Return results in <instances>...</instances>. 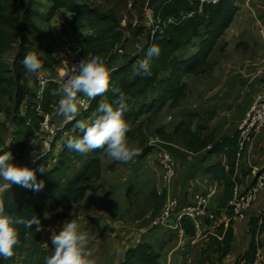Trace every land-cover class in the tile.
<instances>
[{"label":"trees","instance_id":"1","mask_svg":"<svg viewBox=\"0 0 264 264\" xmlns=\"http://www.w3.org/2000/svg\"><path fill=\"white\" fill-rule=\"evenodd\" d=\"M11 1H14L16 5H9L8 2ZM26 1L0 0V116H4V121H0V147H2L0 152L11 151L13 156L16 151L23 153L26 147V138L29 135L34 137L36 130H42L44 117L38 109L39 104H41L44 113L51 114L50 124L54 123L56 112L50 105L54 99L60 98L57 94L60 85L55 81H50L43 91L42 97L38 98L37 76L26 73L21 62L29 52L44 54L45 57H40L43 63L41 72H44L45 67L49 68L57 62L53 53L48 52L51 48L49 36L46 35L45 38L42 28L33 27V20L37 16L40 18L46 16L48 20H52L57 18L56 15L59 12H64L68 15L64 16V19L69 30L83 35L81 39L83 56L85 58L89 55L100 56L110 67L113 65L117 67L110 74V90L104 93L107 99L101 101L102 95L94 98L90 109L78 115V117L81 116L79 120L94 121L101 114L97 111L100 103H113L117 99V95L112 93L111 87L118 88L125 95L128 104V110L124 114L128 126H131L127 133L128 140L134 137L135 132L143 130L145 125H150V118L153 114H160L165 110L174 112L168 121L173 130L166 132L165 126L156 130V135L161 136L156 141L158 143L156 149L158 153L167 149L161 147L163 144L169 146L167 141H171L166 139V134L174 138L173 143L168 147L170 151L167 150L174 157L178 166L175 181L178 187L175 188L174 185L173 192L179 200L178 210L195 203L192 201V193L188 191L189 182L192 179L189 177L188 169L190 152L197 155L195 157L197 162H204L205 156L200 153L208 150L210 146L212 148L208 150V156H216V159L205 170L215 179L225 181L227 184L226 190L220 197L225 205L229 201L233 189L230 180L235 171L237 139L233 137L220 141L215 137L214 131L204 135L203 131L210 130L204 115L186 110L181 105L188 94L189 78L202 72L201 66L206 65L216 38L229 27L238 0H218L215 3L209 0H151L156 17L161 18L160 26L146 27L143 25L136 29L129 26L128 31L132 35L130 39L125 38L124 31L119 29L121 17L114 13L115 10H111L113 7L106 9L98 5L94 6L88 3V0H48L50 1L49 6L43 5L45 4L44 0ZM37 6L38 8H36ZM25 13L27 14L25 15ZM170 19L172 21H169ZM31 26L36 31L29 32ZM91 29L93 31L89 32L88 30ZM51 31V29L47 30L49 33ZM35 33L39 35L34 36ZM17 39L18 47L15 48L14 43H17ZM130 42L134 45L137 42L145 44V48L153 44L161 48V55L153 61L151 76H133L135 59L131 57ZM14 49L17 54L11 66L4 62L3 56ZM119 50H123V52H119ZM187 54L188 56H185ZM120 60L122 65L118 67L117 64ZM262 81L263 78H261ZM152 109L156 110L151 112ZM179 114H182L183 119L176 123L175 119ZM196 117L198 119L195 122ZM76 121H73L70 126L58 129L61 126L59 125L55 128L58 130L54 133V138L51 141V149L37 154L40 156L38 160L31 163L23 160L20 164L21 166L32 165V168L37 170L41 166H45L46 173L40 174L37 171V178L45 182V187L36 192L13 184L4 190L0 198V205L3 206L7 214L23 216L25 219L37 216L44 229L51 214L62 204H81L89 192L98 191L103 178L104 153L102 150L97 149L86 155H81L68 150L66 140L63 142L62 151L58 155L54 154L55 141L60 134L63 135L72 128ZM11 124L15 129L12 138H10L12 146H4L6 141L3 139V134L10 130ZM193 124L196 125V132L191 131ZM79 135L81 133L74 134V136ZM153 139L156 138L153 137ZM150 140L152 142V139H148L139 150L138 158L147 160L153 154L157 166L159 164L155 159L157 155L153 153L156 145H153V142L150 143ZM178 143L181 144L180 147L176 145ZM223 154L229 158L228 168L219 159ZM13 162L16 164V161ZM149 171L151 172V170ZM151 195L153 214L157 215L164 204L165 195L158 194L157 187L156 189L154 187ZM194 224V219L190 216L186 215L181 219V227L190 235H194L196 232ZM18 229L20 243L16 247L14 255H21L31 242L29 255L33 256L32 264H44L45 256L51 254L43 247V229L39 233L35 231V226L33 229H25L23 225H19ZM226 239L227 241L223 244L224 250L228 249L227 244L232 241L230 232L227 233ZM220 248H222L221 245ZM256 250L257 246L252 241L249 250L238 257L246 264H250L254 260ZM159 257L160 253L153 245L141 242L135 247L128 248L120 264H158ZM12 260H14L13 257L12 259H0V264H11ZM18 260L17 258L16 262ZM235 264L241 263L236 262Z\"/></svg>","mask_w":264,"mask_h":264},{"label":"rangeland","instance_id":"2","mask_svg":"<svg viewBox=\"0 0 264 264\" xmlns=\"http://www.w3.org/2000/svg\"><path fill=\"white\" fill-rule=\"evenodd\" d=\"M44 1L45 4L43 5L49 6L50 1ZM209 1L214 2L218 0ZM88 3L106 9L113 7L111 10H115L114 13L121 17L119 29L124 31V33L126 32L125 38L128 39L132 37L128 31L129 26L133 29L143 25L146 27L160 26L161 18L156 17L155 8L151 6V0H139L138 2L137 0H127V2L126 0H88ZM8 4L16 5L14 1L8 2ZM235 8L236 11L234 17L231 18L229 27L216 38L206 65L201 66L202 72L189 78L188 94L181 105V107L187 108L189 111H194L195 108L199 107L203 112L201 114L204 116L205 113L209 114L213 112V119L208 121V124L210 129L215 128L216 131L219 130L221 133L225 131L231 133L233 127L236 129L237 122L246 116L247 111L256 100L257 91L261 85V81L259 83L257 79L262 78L264 74V0H238ZM56 16L57 18L55 17L52 20H48L46 16L43 18L37 16L33 20V27L38 26L40 29L42 28L41 30H43L45 38L46 35L49 36L51 48L48 52L53 53V56L57 59V62L51 67H45L46 69H44L43 74H45L44 76L48 75V77L54 78L61 85L62 81L67 77L62 78L60 81L59 75L68 71L72 73L73 69L78 70L77 66L79 64L77 62L79 60L77 56H80V45H74L71 41H78L81 44L83 35L69 30L70 28L64 19V16H68L66 13L59 12ZM20 21L23 20L20 19ZM33 27L29 28V32L36 31ZM48 29L52 31L49 33L47 32ZM88 31L92 32L93 30ZM37 35L39 34H34V36ZM152 36L153 33L151 34V38ZM30 37L32 38L33 36ZM14 47H18V39L17 43H14ZM129 48L131 50V57L135 59L134 66L136 67L138 66V59L144 58L147 48H145V44L139 42L135 45L130 42ZM15 50H10L3 56L4 62L9 63L11 66L17 54ZM38 54L42 58L45 57L42 53ZM188 54L185 56H188ZM117 65L118 67L121 66L122 61L120 60ZM106 66L117 68L114 65L110 67L109 64ZM248 81L250 87L246 85ZM59 99H54V102L50 105L53 111L56 112L54 114V123L51 122L50 124L51 129H55L59 125L61 126L58 129L64 128L67 125L70 126L73 121L79 120L81 117L77 115V119L72 122H67L65 118L59 117L61 116L57 112ZM106 99V95L103 94L101 101ZM155 110L152 109L151 112ZM173 115L174 112L168 110L160 114H153L152 118H150V125H145L143 130L135 132L134 137L128 140L129 144L140 150L148 139H152L153 145H156L153 153L157 155L158 150L156 148H158V143L156 141L161 136L156 135V130L159 127L165 126V131L171 132L173 130L172 125H169L168 121H170ZM180 118L181 115H178L175 122H178ZM197 119L196 117L195 122ZM0 121H4L3 115L0 116ZM53 124H55V127H53ZM128 127L130 130L131 126ZM9 129L6 134H3V139L6 141L4 146H12L10 138H12L15 129L12 124ZM51 131L43 127L42 123V130H36L34 133L36 136L29 135L26 138V147L23 153L16 151L14 154L16 164L20 165L23 160L29 163L34 162L36 159L33 153L41 154L42 152L49 151L52 145L51 141L55 135L51 134ZM76 133H79V131L74 125L63 135L60 134L54 143V154L58 155L62 151L63 142ZM202 133L207 135L211 132L210 130H206ZM165 136L166 139L171 140L167 141L169 146H171L174 138L167 134ZM224 136L222 135L221 137ZM153 137L156 139H153ZM259 138H264V129L257 141ZM152 142L150 140V143ZM163 145L161 147L167 148L170 151L169 146ZM176 145L181 146L179 143ZM200 154L207 156V160L203 163L197 162L202 163L197 172H202L205 163L208 160H212V157L208 156V151H202ZM153 156L152 154L147 160L146 158L140 160L139 156H136L133 161L121 163L111 160L104 154L102 185L98 188V191L89 192L87 198L81 204L64 203L51 214L47 226L42 231L43 247L45 250L49 251L50 254L53 252L50 230L59 232L66 220L76 218L80 229L88 233V243L85 251L89 254V258L93 259L95 264H120L122 256L124 257L129 246L133 245L127 236L129 233L126 230L127 225H130V223L134 225L137 221L141 224L144 223V220L140 216L153 208L151 192L155 184L156 187L161 185V177L158 174L161 169L156 167ZM252 161H254L253 157ZM257 166L260 167L256 168L254 173L264 176V155L263 164L257 163ZM206 181L211 180L204 179V185ZM174 185L175 188L178 187L177 183H174ZM6 189H3L2 194ZM168 232L176 234L174 229L152 228L147 234L142 236V241L151 243V235L158 233L166 234ZM30 244L31 242L21 255H13L14 260H12L11 264L33 263V256L29 255ZM17 258L19 260L16 262ZM250 264L253 263L251 262Z\"/></svg>","mask_w":264,"mask_h":264},{"label":"clouds","instance_id":"3","mask_svg":"<svg viewBox=\"0 0 264 264\" xmlns=\"http://www.w3.org/2000/svg\"><path fill=\"white\" fill-rule=\"evenodd\" d=\"M160 55L161 48L158 45L153 44L148 47L144 58L138 61L137 67L133 68V76H151L153 61ZM21 63L26 73L35 76H39L43 68L40 55L36 52H29ZM77 67L78 74L68 76L61 83L57 93L60 96L58 115L64 117L67 122L75 120L81 109L87 107L81 96L92 100L110 90V72L115 71V69L110 70L100 56H89ZM111 91L117 95V99L113 103H100L97 111L101 114L94 121L77 120L75 128L81 135L69 137L66 148L81 155L100 149L111 160L128 163L139 155V149L130 145L127 139L129 127L124 114L128 110V104L125 95L115 87H111ZM191 131H197L195 124L192 125ZM33 156L35 159L40 158L36 153H33ZM13 161L14 156L11 151L0 152V185L10 188L15 184L36 192L45 187V182L37 178V171L40 174L47 172L45 166L37 170L17 165ZM158 187V194L165 195L160 193V186ZM165 201L166 195L164 204ZM19 225H23L25 229H33L35 226L37 233L43 229L39 217L32 216L30 219H25L23 216H12L0 205V258L13 257L20 243ZM50 231L53 252L45 256L44 264H95L85 251L88 233L80 229L76 218L66 220L59 232Z\"/></svg>","mask_w":264,"mask_h":264},{"label":"crops","instance_id":"4","mask_svg":"<svg viewBox=\"0 0 264 264\" xmlns=\"http://www.w3.org/2000/svg\"><path fill=\"white\" fill-rule=\"evenodd\" d=\"M262 78L263 81L261 82L259 89L257 86V94L263 89L264 74L262 75ZM260 81L261 78H258L257 82L260 83ZM246 85H249V81L246 83ZM185 109L187 110V108ZM194 111L200 115L203 113L199 107L195 108ZM248 111L246 116L237 122L236 129L233 127L231 133L226 131L221 133L219 130L216 131L215 128H209L210 131L215 132V137L220 141L226 140L228 138L232 139L233 137L237 139L235 171L230 180L232 182L233 189L231 197L225 205H223V201L220 199V197L223 195L224 190H226L227 184L225 181L215 179L212 174L205 170L209 164L214 162L216 156H213L212 160H208V162L205 163L202 172H197V169L203 163H197L195 158L197 155L190 152L191 156L188 157L190 163L188 165L189 177L192 178L189 182L188 191L191 192L192 195L194 193H203L207 191V187L203 184L204 179L211 180V183L215 182L220 188L218 195L219 198L216 197L212 200V203L216 204L217 209L215 220H210L209 222L204 221L201 224H196L194 222L196 232L194 235H190L181 227V220L170 218L166 222L167 225H155L154 218L156 215L153 214L152 208L149 212H146L144 215L140 216L142 220H144V223L141 224L139 221H137L134 225L131 223L130 225L126 224V230L129 231L127 236L133 243V245L129 246V248L135 247L141 242H148L142 241V236L147 234L152 228L158 227L165 230L174 229L176 231V234L168 232L166 234L158 233L150 236L151 243H148L153 245L156 251L160 253L158 264H235L236 262L246 264V262L240 260V257L238 256L249 250L252 241L257 246L256 254L259 252L264 253V186L262 187L259 198L254 204L252 210L245 216L238 215L232 206V200L234 199V196L237 192L242 190L245 191L250 186L261 180L255 175L254 170L260 167L257 166V163L263 164L264 138H259V140L253 145H251L250 141L246 140L244 147L241 146L239 127L247 118ZM213 114V112H210L209 114L205 113V120L211 121L213 119ZM179 115H181V118L178 120V122L183 119L182 114ZM222 135L225 136L221 137ZM211 148L212 147L210 146L208 150ZM205 157L204 158L206 161L207 156ZM252 157L254 158V161H252ZM219 159H221L220 161L223 165H225V167H229V158L226 154L221 155ZM244 172H246V174H244ZM205 173H208L209 175ZM228 232L232 234V241L227 244L228 249L226 248L227 250H224L223 244L227 241L226 236ZM163 242L165 243L163 244ZM220 245L222 248H220ZM122 259L123 256L120 260L122 261Z\"/></svg>","mask_w":264,"mask_h":264},{"label":"built area","instance_id":"5","mask_svg":"<svg viewBox=\"0 0 264 264\" xmlns=\"http://www.w3.org/2000/svg\"><path fill=\"white\" fill-rule=\"evenodd\" d=\"M169 21H172L171 19ZM126 33V32H125ZM74 45L79 46V54L78 64L84 59L83 55V47L79 44L78 41H71ZM150 47V46H149ZM148 49V47H147ZM119 52H123V50H119ZM82 53V54H81ZM140 59H138L139 61ZM106 62V61H105ZM107 65V64H106ZM115 69L116 68H109ZM65 71V70H64ZM65 72L64 74L59 75V80L62 78L68 77L71 75L78 74V70L73 69L72 73ZM113 71L110 72V74ZM43 72L37 76V82L39 87L37 89L38 98L42 97L43 91L45 90L47 84L50 81L57 82L54 78L48 77V75L44 76ZM47 77V78H46ZM63 82V81H62ZM58 83V82H57ZM84 104L87 105L86 108H82L78 115L87 111L91 107L92 100H89L86 97H81ZM40 110V114L44 117L43 127H46L51 131V134L55 133L56 129L50 128V120L51 114L44 113L41 104L38 106ZM264 129V83L263 89L257 94L256 100L254 104L251 106L247 118L244 120V123L239 127V133L241 135V146L244 147L245 141L248 140L251 142V145L255 144L259 135ZM159 164L156 167H159L161 170L158 174L161 177V185H160V193L166 195V201L164 206L162 207L160 213L155 216L154 224H163L167 225L166 222L170 218H174L176 220H181L183 216H190L194 219L196 224H201L202 222L209 220H215L216 218V204L212 203V200L218 197L220 188L218 185L212 181H206L205 186L207 187V191L203 193H194L192 196V201L194 204L187 205L182 210H178L179 208V200L177 197H174V182L176 179V173L178 166L174 160V157L170 154L167 149H163L159 151L155 158ZM37 160V159H36ZM34 160V162L36 161ZM29 168H32V165H26ZM256 175V174H255ZM258 179H261L259 182L250 186L247 190H242L237 192L232 200V206L234 211L240 215L245 216L248 212H250L259 198L260 191L264 186V176L256 175ZM5 187L0 186V194L2 195V191ZM0 195V198H1ZM264 263V253H257L253 264H262Z\"/></svg>","mask_w":264,"mask_h":264}]
</instances>
